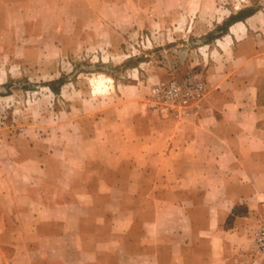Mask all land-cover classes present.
Masks as SVG:
<instances>
[{
  "label": "rangeland",
  "instance_id": "obj_1",
  "mask_svg": "<svg viewBox=\"0 0 264 264\" xmlns=\"http://www.w3.org/2000/svg\"><path fill=\"white\" fill-rule=\"evenodd\" d=\"M250 15L258 26L250 34L261 48L264 0H0V217L10 214L13 203L16 212L25 208L34 214L38 204L24 205L29 197L53 205L77 200L79 194L87 203L83 187L90 175L99 180L95 190L100 191V178L113 174L90 173L85 167L104 166L99 155L105 146L113 151L104 141L113 140L114 131L103 119L118 115L127 88L141 91L151 114L175 119L153 107L151 89L168 78L199 75L204 84L199 113L175 120L200 116L209 69L220 71L228 64L218 58L231 54L224 42L227 27ZM254 82L258 104L264 105V77L256 76ZM109 164L112 170L114 160ZM111 199H116L114 193ZM94 209L101 213L103 206ZM237 209L223 223L224 229L238 228L228 238L226 258L247 256L264 263L254 244L264 207L252 209L242 223L236 217L244 209ZM87 210L77 213L86 217ZM179 214V228L188 229ZM171 231L164 220L157 239L160 264L185 262L178 249L197 240L174 238ZM172 246L175 252H168ZM232 249L242 257L231 254ZM142 260L153 261L149 256Z\"/></svg>",
  "mask_w": 264,
  "mask_h": 264
},
{
  "label": "crops",
  "instance_id": "obj_2",
  "mask_svg": "<svg viewBox=\"0 0 264 264\" xmlns=\"http://www.w3.org/2000/svg\"><path fill=\"white\" fill-rule=\"evenodd\" d=\"M254 16L228 25L224 42L231 54H218L228 64L209 69L200 116L158 117L146 109L136 86L127 88L118 115L103 119L114 131L113 140L104 141L113 151L105 146L99 155L104 166L85 167L112 178H100L96 192L99 180L90 175L81 188L87 203L79 194L53 205L29 197L24 205L38 204L34 214L25 208L16 212L13 203L10 214L0 217V264H160L157 239L164 220L174 238H197L178 249L185 262L166 264H257L247 256L226 258L228 238L238 228H223L237 207L244 209L236 217L239 223L248 221L255 207H264V105L258 104L254 82L264 77V40L260 48L252 39L250 29L258 28ZM109 160L115 162L112 170ZM111 204L117 208H108ZM99 205L102 212L96 213ZM83 207L86 217L77 213ZM180 211L187 231L179 228ZM5 253L11 255L7 260ZM231 254L243 255L239 249ZM144 256L154 262L144 263Z\"/></svg>",
  "mask_w": 264,
  "mask_h": 264
},
{
  "label": "built area",
  "instance_id": "obj_3",
  "mask_svg": "<svg viewBox=\"0 0 264 264\" xmlns=\"http://www.w3.org/2000/svg\"><path fill=\"white\" fill-rule=\"evenodd\" d=\"M203 93L204 84L199 75L168 78L151 89L152 105L175 119L189 117L199 113ZM254 244L264 254V224L256 230Z\"/></svg>",
  "mask_w": 264,
  "mask_h": 264
}]
</instances>
